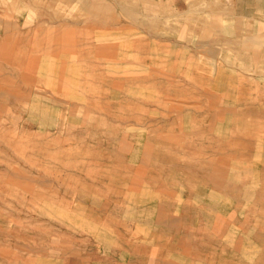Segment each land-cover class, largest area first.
Masks as SVG:
<instances>
[{"label": "rangeland", "instance_id": "1", "mask_svg": "<svg viewBox=\"0 0 264 264\" xmlns=\"http://www.w3.org/2000/svg\"><path fill=\"white\" fill-rule=\"evenodd\" d=\"M0 264H264V0H0Z\"/></svg>", "mask_w": 264, "mask_h": 264}]
</instances>
